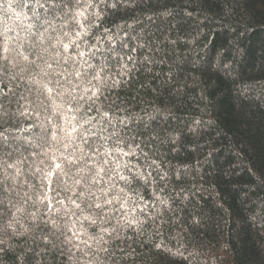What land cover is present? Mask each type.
<instances>
[{
	"label": "trees",
	"instance_id": "trees-1",
	"mask_svg": "<svg viewBox=\"0 0 264 264\" xmlns=\"http://www.w3.org/2000/svg\"><path fill=\"white\" fill-rule=\"evenodd\" d=\"M66 2L34 36V0H0V264H264V0L89 8L102 13L87 37L99 50L81 48L100 80L56 62L80 10ZM82 137L131 180L117 177L103 218L67 199L87 193L76 175L47 193L51 210L44 198L49 168L93 154Z\"/></svg>",
	"mask_w": 264,
	"mask_h": 264
},
{
	"label": "snow or ice",
	"instance_id": "snow-or-ice-1",
	"mask_svg": "<svg viewBox=\"0 0 264 264\" xmlns=\"http://www.w3.org/2000/svg\"><path fill=\"white\" fill-rule=\"evenodd\" d=\"M34 3L37 5L36 8H30L33 11L34 23L29 25V29H34V32L30 31V35L41 36L42 33L40 31L45 25L51 26V19H49V15H55L56 11L61 10L63 7L67 6L69 8L72 7L70 2H66V0H34ZM101 4H104L107 7L106 0H75V5L77 9H80L73 16V20L75 21V28L70 29V32H74V36L68 40V42L59 41L61 45V51L59 52V59H57V64L63 69V73L66 78L68 76H73L75 80L81 79V77L87 78L91 75V79L100 80L101 77L99 75V71L93 69V65L89 63L88 59L85 57L89 56L88 52H85L81 48L82 43H88L87 37L91 34L90 29L93 27L98 28V21L102 17V13L100 11H95L90 14H87V10L89 8H99ZM112 6H115L114 4ZM11 7V3L9 4ZM37 9H44L45 13L38 11ZM63 14V13H62ZM108 29H105L107 32ZM64 36L69 35L68 32L63 33ZM109 42L111 41V37L107 38ZM100 43L99 38L96 39L95 43H88V47L98 49V44ZM23 46V45H21ZM30 49L32 45L29 46ZM10 51L9 45L7 43V37L5 36V41L2 45H0V59L8 61L9 56L7 55ZM15 51V49H12ZM31 54V52H30ZM68 54V55H66ZM17 55H23V53H17ZM80 57L81 60L84 61V64H87L89 69H93L91 73L87 70L81 71V67H78L79 61L76 60V57ZM91 56L94 58L95 53H91ZM25 60L28 59V56H23ZM62 61V63H61ZM71 62V63H70ZM51 67V65H49ZM6 70L4 66H0V71ZM61 73H54V76L59 77ZM51 82V81H50ZM59 83V80L56 81ZM72 81H69L71 83ZM91 81H89L90 83ZM119 81H115L114 84H118ZM46 91L51 96L53 91L52 88L44 86ZM79 87V85H76ZM95 87V86H94ZM92 91V89H88ZM99 92V88H95V91H92V95L95 97ZM71 100H75L76 97L71 95ZM73 105L68 103V111H73ZM107 116V113L103 114ZM73 119H75L73 117ZM78 129L75 125H72V132H77ZM72 133H68L69 138H71ZM55 139V137H53ZM84 144H88L89 150L92 151V155H88L87 153H83V149L81 152L83 153L82 157H75L74 155L64 156L62 163H56L55 168H49V170L44 174L43 179L47 181V191L44 193V198L48 200L49 210L52 208L51 198L48 197L47 193L51 191H70L68 188H62L61 186L64 184V181L61 179L62 176L76 175L79 178L76 179L75 183L80 185L83 181L84 187L87 188V193L82 189L80 192H72V196L67 197V199L71 200L72 204L77 209H81V203H78L77 200H81V202H86V206L89 208H95L99 210L98 215L103 218L104 209L107 206L113 205L114 200L119 201V193L124 192V188L121 187L119 189V193L114 192L116 187L117 177L119 180L124 181L125 183L130 184L131 180L129 177L120 172L119 168L110 167L114 163L113 160L108 159L111 155L110 152H100L98 149L93 150V145L88 143L87 137H82ZM44 143H47V137L43 138ZM128 153H124L127 155ZM127 167V165H124ZM56 170H59L57 173ZM56 173V182L53 183L51 177ZM84 173V175H80ZM148 175H151L149 173ZM133 179L142 180L145 179L144 176L140 174H135ZM98 186L96 191H93V187ZM99 193V195L97 194ZM75 196L77 199H72ZM58 203H63V201H57ZM83 211V209H81ZM87 219V217H85ZM91 223L95 224L96 221L92 220ZM157 248L160 245L156 246Z\"/></svg>",
	"mask_w": 264,
	"mask_h": 264
}]
</instances>
